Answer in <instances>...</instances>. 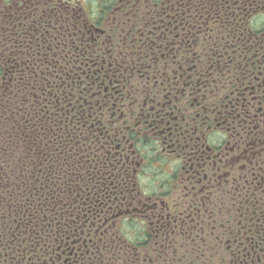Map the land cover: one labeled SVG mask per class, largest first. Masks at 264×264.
I'll return each instance as SVG.
<instances>
[{
    "label": "flooded vegetation",
    "instance_id": "flooded-vegetation-1",
    "mask_svg": "<svg viewBox=\"0 0 264 264\" xmlns=\"http://www.w3.org/2000/svg\"><path fill=\"white\" fill-rule=\"evenodd\" d=\"M3 9L53 53L82 149L41 214H0V264H264V0Z\"/></svg>",
    "mask_w": 264,
    "mask_h": 264
},
{
    "label": "trees",
    "instance_id": "trees-1",
    "mask_svg": "<svg viewBox=\"0 0 264 264\" xmlns=\"http://www.w3.org/2000/svg\"><path fill=\"white\" fill-rule=\"evenodd\" d=\"M2 2L10 9L13 0H0V214H41L47 175L60 181L65 159L82 149L80 133L68 122L49 46L40 35L30 43L28 22L2 15Z\"/></svg>",
    "mask_w": 264,
    "mask_h": 264
}]
</instances>
